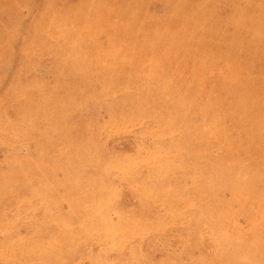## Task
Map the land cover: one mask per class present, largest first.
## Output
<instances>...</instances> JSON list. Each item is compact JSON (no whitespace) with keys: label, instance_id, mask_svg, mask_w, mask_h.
Instances as JSON below:
<instances>
[{"label":"rangeland","instance_id":"obj_1","mask_svg":"<svg viewBox=\"0 0 264 264\" xmlns=\"http://www.w3.org/2000/svg\"><path fill=\"white\" fill-rule=\"evenodd\" d=\"M0 264H264V0H0Z\"/></svg>","mask_w":264,"mask_h":264},{"label":"bare ground","instance_id":"obj_2","mask_svg":"<svg viewBox=\"0 0 264 264\" xmlns=\"http://www.w3.org/2000/svg\"><path fill=\"white\" fill-rule=\"evenodd\" d=\"M165 28V27H164ZM143 81V80H142ZM148 81V80H147ZM146 82V81H145Z\"/></svg>","mask_w":264,"mask_h":264}]
</instances>
